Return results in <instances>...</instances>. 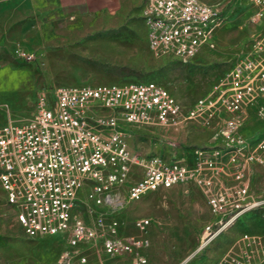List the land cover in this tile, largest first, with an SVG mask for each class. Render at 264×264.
<instances>
[{"label":"built area","instance_id":"2783aa9c","mask_svg":"<svg viewBox=\"0 0 264 264\" xmlns=\"http://www.w3.org/2000/svg\"><path fill=\"white\" fill-rule=\"evenodd\" d=\"M250 2L258 9L256 20L264 14V0ZM143 15L149 48L180 63L191 61L222 19L219 0H146ZM249 105L257 106L264 117V34L186 115L212 128L216 141L198 147L193 164L130 145L126 125H168L183 116L182 103L164 84L140 80L62 85L51 98L40 95L30 119L0 125V187L28 235L68 232L71 248L58 264H73L76 247L82 244L100 245L111 255L131 253L133 264H146L143 249L149 238L121 234L118 219L107 213L149 191L194 180L214 214L228 216L215 229L212 223L206 226L200 250L240 214L227 212L247 196L246 170L264 148V140L241 132ZM135 167L142 176L130 182ZM226 175L235 181L232 188L222 183ZM81 203L97 213L93 220L78 212ZM152 223L150 216L135 221L141 230ZM193 255L177 264H196ZM79 258L87 260L86 255ZM217 264H264V248L254 244L252 254L246 251Z\"/></svg>","mask_w":264,"mask_h":264},{"label":"rangeland","instance_id":"374dc122","mask_svg":"<svg viewBox=\"0 0 264 264\" xmlns=\"http://www.w3.org/2000/svg\"><path fill=\"white\" fill-rule=\"evenodd\" d=\"M145 3L146 0H122L115 7L72 18H53L52 22L40 17L29 19L35 23L27 30L16 27L21 31L13 40L0 44V124L30 119L40 95L46 93L51 98L62 85L156 80L184 105L180 118L188 125L187 130L177 139L174 131L159 124L132 125L128 129L129 142L143 152L176 153V147L191 151L201 142L203 124L186 115L211 84L251 50L253 40L264 34V14L254 20L258 9L250 0H219L222 19L211 37L189 63H180L156 56L149 48ZM253 106L251 124L260 127L256 140L263 141L264 117ZM252 163L259 166L246 170L247 196L227 208V213L240 214L203 249L197 250L206 226L212 223L215 229L228 216L214 214L204 191L203 194L193 183L149 191L130 201L113 213L120 233L149 238L150 245L144 251L147 264H177L192 254L196 264H217L246 251L252 254L254 244L264 248V148L255 153ZM78 209L88 220L96 217L85 204ZM141 216L152 217L149 229L136 226ZM17 218L15 207L0 198V264H58L71 248L62 234L28 235ZM76 251L73 264L134 261V254L111 255L100 245L80 246ZM79 255H86L87 260Z\"/></svg>","mask_w":264,"mask_h":264},{"label":"crops","instance_id":"0c3cea01","mask_svg":"<svg viewBox=\"0 0 264 264\" xmlns=\"http://www.w3.org/2000/svg\"><path fill=\"white\" fill-rule=\"evenodd\" d=\"M120 1L122 0H0V44L3 42L13 40L12 39L13 36L15 35V33L19 32L20 29L22 30L24 27H26L24 28V30H27L29 25H34L35 22L32 23L28 22L29 19L34 20L37 19V17H40V19H49L50 22H52L53 18H61V19L69 18V17L72 18L75 16L83 15L88 12L100 10L105 7H115V5H117ZM16 27L18 28L21 27V28L18 29ZM253 113H254V106L249 105L246 109L244 123L241 129L242 134H244L247 138L250 139L257 138L261 134L260 127L251 124V122L253 123L252 120ZM126 126L128 130L129 127L132 125L128 124ZM133 126H137V125H133ZM161 126H165L168 130L171 129L176 133V135L174 136H176L177 139H181L182 136H184L188 125H186L185 122H183V119H179L172 122L171 124L161 125ZM201 129L203 130L201 132V138L199 139L201 142L197 143L198 145H194L191 151H186L183 149H179V147H176L177 149L176 153L175 152L169 154H167L166 152H153V153L163 154L168 159L185 158L186 162H188L189 164H193L195 158V150L198 147L212 146L216 143L213 135L214 131L212 128L201 125ZM167 143H169V141ZM176 145H177V141H176ZM147 153H151V152H147ZM258 166L259 165L257 163H252L250 165L251 169L253 170H256ZM141 176H142L141 169L139 167H135L130 182L137 180ZM222 179H223L222 183L225 184L226 186L231 188L235 186V181L230 176L226 175ZM187 183L195 184L196 187H198L203 193L200 185L194 180H187L176 183L174 185L187 184ZM161 188H165V187H161ZM255 188L258 190L260 189L258 186H255ZM0 198L9 204L6 198V192L2 187H0ZM15 211L17 213L16 207H15ZM107 214L116 217L115 214L113 213H107ZM152 224L150 225V227L152 226ZM56 234H62L67 239L68 232L61 231ZM50 235H55V234H50ZM82 246L86 247L88 245L82 244L81 247ZM147 247L143 249V253H145L144 251L147 249Z\"/></svg>","mask_w":264,"mask_h":264}]
</instances>
